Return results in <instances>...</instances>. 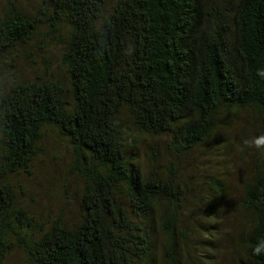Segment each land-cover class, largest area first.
Listing matches in <instances>:
<instances>
[{"label":"trees","instance_id":"obj_1","mask_svg":"<svg viewBox=\"0 0 264 264\" xmlns=\"http://www.w3.org/2000/svg\"><path fill=\"white\" fill-rule=\"evenodd\" d=\"M2 1L0 73L17 50L43 56L58 44L65 81L44 63L41 76L0 87V264L13 249L28 264H193L174 160L249 110L261 163L243 182L246 222L230 247L234 264H264V0H39L30 10ZM49 134L65 140L67 171L82 181L74 224L39 223L15 206L10 180L31 175ZM141 135L166 136L170 162L158 165L150 148L143 172ZM225 184L210 180L219 203ZM209 207L193 229L215 251Z\"/></svg>","mask_w":264,"mask_h":264},{"label":"rangeland","instance_id":"obj_2","mask_svg":"<svg viewBox=\"0 0 264 264\" xmlns=\"http://www.w3.org/2000/svg\"><path fill=\"white\" fill-rule=\"evenodd\" d=\"M38 1L20 0L19 3L30 10ZM116 1L107 0V7ZM2 5L3 1L0 0V13ZM29 51L32 54H28ZM61 52L62 47L58 44L49 45L43 56L37 50H17L5 61L3 71L0 73V87H9L15 81L33 80L36 76H41L44 63H50L54 76L65 81L60 65ZM26 56L31 57L35 63ZM43 57L46 58V62H43ZM255 119V112L252 110L228 115L226 122L224 120L226 127L219 126L214 138L194 152L188 153L185 158L174 160L178 169L177 179L185 194V200L182 202L184 216L181 215V218L183 217L184 224H189L190 227L187 231L189 246L185 252L192 258L193 264H234L239 257V254L230 247L231 240L235 239L246 222L247 214L243 212L238 202L242 196L243 182L254 172L255 160L258 164L261 163V155L257 149L258 126ZM166 139V136L148 135L137 138L134 153L143 172L149 167L150 148H155L159 153L158 165L165 166L170 162L171 159L164 150ZM42 146V153L32 164L31 175L19 174L10 180L17 194L15 206L24 208L28 215L39 223L51 222L63 216L65 222L74 224L80 212L78 203L82 181L77 175L69 174L67 171L72 160L71 154L65 140L53 134L43 138ZM212 179H224L226 182L227 192L220 203L210 189ZM210 202L216 207V211H212L217 214L216 220L211 222V225H216V229L211 230L215 234L211 242L218 246L215 251L213 247L202 245V233L198 228L193 229L196 223L207 219V211H211ZM153 237L156 248L160 250L163 241L161 235L153 232ZM199 261L202 262L196 263ZM4 264L28 263L21 249H13L7 255ZM157 264L166 263L159 260Z\"/></svg>","mask_w":264,"mask_h":264}]
</instances>
